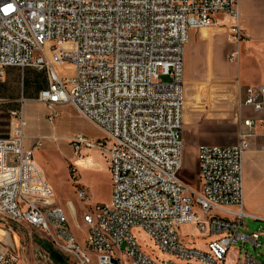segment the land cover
<instances>
[{"label":"built area","instance_id":"2783aa9c","mask_svg":"<svg viewBox=\"0 0 264 264\" xmlns=\"http://www.w3.org/2000/svg\"><path fill=\"white\" fill-rule=\"evenodd\" d=\"M218 15L233 21L228 37L240 43L239 0H0V78L9 66L45 72L39 99L49 120L72 104L100 128L103 138L77 132L69 140L78 159L106 148L112 180L110 202L83 214L89 228L81 242L35 160L41 140L26 146L28 121L22 109L12 110L15 134L0 136V216L39 229L81 264H230L240 240L263 248V232L247 234L242 226L253 215L246 211L244 155L258 122L264 125V84L237 83V141L199 149L201 186L180 176L186 45L192 28L215 25ZM77 195L89 199L84 185ZM187 224L212 237L207 248L184 241ZM135 227L165 256L146 251ZM18 260L14 249L0 246V264ZM243 264L264 262L245 252Z\"/></svg>","mask_w":264,"mask_h":264},{"label":"rangeland","instance_id":"374dc122","mask_svg":"<svg viewBox=\"0 0 264 264\" xmlns=\"http://www.w3.org/2000/svg\"><path fill=\"white\" fill-rule=\"evenodd\" d=\"M14 68L18 67L14 66ZM225 77V75L211 76L205 72L195 73L193 70L186 72L185 148L180 176L195 187L201 186L200 165L197 159L199 145L208 141L231 143L237 140L240 119L237 116L236 104H231L228 98L227 91L231 86L226 82ZM167 78V76L164 77V79ZM41 125L44 129L47 127L53 129L51 137L46 139L45 143L50 142L54 148L44 147L41 144L35 150V160L47 171V178L56 188L59 201L68 205L67 200L70 198L77 207V213L69 214V217L76 233L80 239H83L87 230L83 214L97 203L110 202L112 184L108 166L109 154L106 148H92L87 151L84 160L78 159L74 157L69 139L77 132H82L94 139L103 138L104 133L87 118L78 114L72 104L60 107V116L54 126L49 123L47 117ZM55 136L58 138L56 139ZM261 161H264V151L262 156L250 158L248 164L253 166ZM250 175L251 171H248L245 156L246 211L256 216L245 217L242 231L248 234L261 230L263 232L261 240L264 241V178L249 180ZM79 179L89 193V199L85 203L81 202L77 195ZM249 186L251 188L248 189ZM1 229L9 233V239L2 237L3 241L13 247L19 260L23 258L28 264H55L49 254H46L47 247L62 252L42 231L9 221L3 216H0ZM182 231L194 236L199 235L194 224L182 226ZM134 233L146 251L161 255L160 250L144 230L135 227ZM40 252L46 256H42ZM245 252L253 254L264 262V247L256 248L250 240L246 243L242 240L234 243L228 254V262L243 264ZM68 259L70 263L74 262L70 257Z\"/></svg>","mask_w":264,"mask_h":264},{"label":"crops","instance_id":"0c3cea01","mask_svg":"<svg viewBox=\"0 0 264 264\" xmlns=\"http://www.w3.org/2000/svg\"><path fill=\"white\" fill-rule=\"evenodd\" d=\"M239 5L241 12L240 24L243 27L246 35V37L240 43H234L230 41L228 37L229 29L233 21L230 19L224 21V16L218 15L217 23L215 24L217 26L212 25L205 27V30L204 28H201L203 29L201 31H197L195 28L190 30L189 41L186 45L185 51V82L187 70H193L195 73L205 72L211 76L225 75V78L227 79L226 82L231 86L229 91H227L228 98L231 100V104L236 103L238 82L243 86L264 84V0H239ZM232 52H236V56L233 60H230L229 55ZM17 67L18 68H14V66L7 67L4 75L0 78V98L6 100L5 102H0V136L8 138L15 134V127L17 125L18 119L12 114V110L20 111L22 109L28 121V124L25 128L26 146L31 147L35 145L38 140H41L43 144L42 146L54 148L51 146L50 142L46 141L45 143V140L51 137L53 129L49 127L44 129V127L41 125V122H43L46 117L50 124L54 126L55 123L49 120L47 106L39 99L40 91L47 86L46 74L45 72L39 71L33 67ZM247 114L249 116L259 118L261 116L256 115L251 110H249ZM256 129L257 134L251 139V147L244 155V157L246 156L248 171H251L249 180L251 178H264V161H261L259 164L256 162L253 164V166L248 164L250 158L262 156V152L264 151L261 149L264 135V125L259 121ZM55 138L57 139L58 137L55 136ZM236 141L231 143H222L216 141L204 142L199 145L198 151L205 144H233ZM69 144L71 145L70 140ZM84 159L85 158H82V160ZM41 169L43 170L44 175L47 177V171L44 170L45 168ZM78 182L80 186L83 185L80 179ZM80 186H78L76 189H78ZM249 188H251V186H249L248 189ZM54 189L56 192L55 187ZM80 201L83 202L82 200ZM56 202L66 209L68 216L69 214L74 215L77 213V207L73 201H71L69 198L67 200L68 205H65L63 202L59 201L57 192ZM249 213L253 214L252 212ZM253 215L256 216L255 214ZM13 222L35 228L26 223L16 221ZM70 224L74 228L71 221ZM86 227L87 234L89 228L87 224ZM181 233L184 241L188 245L202 248H207V241L212 238L211 236L204 237L200 234L191 236L188 235L187 232H183L182 229ZM8 234L9 233L7 230H0V246L3 245L13 249V247L5 243V241L2 239V237L9 239ZM77 236L81 242L85 241V236L83 239H80L78 234ZM51 249L52 248L47 247L46 254H49L50 258L55 264H81L75 257L60 251L58 252H60L62 255V260L60 262H56L52 258ZM40 254L42 256H46L43 252H40ZM160 254V256H165L163 253ZM69 257L73 259L74 262L70 263L68 259ZM17 264L28 263L22 258L17 262ZM94 264H97L96 260H94Z\"/></svg>","mask_w":264,"mask_h":264},{"label":"trees","instance_id":"16d2710c","mask_svg":"<svg viewBox=\"0 0 264 264\" xmlns=\"http://www.w3.org/2000/svg\"><path fill=\"white\" fill-rule=\"evenodd\" d=\"M51 248V247H50ZM51 254H52V258L54 259V261L56 262H60L62 260V255L60 254V252L55 251L53 249H51Z\"/></svg>","mask_w":264,"mask_h":264},{"label":"snow or ice","instance_id":"6c2138e0","mask_svg":"<svg viewBox=\"0 0 264 264\" xmlns=\"http://www.w3.org/2000/svg\"><path fill=\"white\" fill-rule=\"evenodd\" d=\"M6 11H7V9H6Z\"/></svg>","mask_w":264,"mask_h":264}]
</instances>
